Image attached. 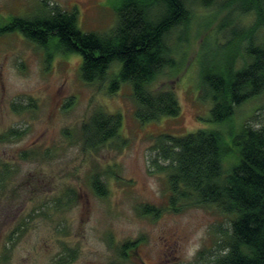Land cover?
<instances>
[{
    "label": "rangeland",
    "instance_id": "rangeland-1",
    "mask_svg": "<svg viewBox=\"0 0 264 264\" xmlns=\"http://www.w3.org/2000/svg\"><path fill=\"white\" fill-rule=\"evenodd\" d=\"M222 2L196 6L187 35L182 30L172 35L177 65L151 87L174 90L182 112L146 124L136 118L129 85L110 92L117 64L107 80L88 84L81 55L61 53L53 42L44 48L19 32L0 35V135L21 132L0 142V174H6L0 189V264H117V247L139 238L144 241L137 257L121 264H209L219 254L217 235L229 227L227 217L214 208L168 211V175L154 166L151 148L164 133L218 130L231 141L245 124L264 123V94L237 107L225 123L211 121L213 104L202 96L203 64L214 62L211 55L229 34L222 24L231 10ZM118 3L0 0V22L40 18L58 7L76 10L83 32L107 34L117 26ZM237 19L234 26L248 27L255 16ZM19 104L26 107L16 110ZM99 111L122 115L119 137L84 150L82 127ZM96 174L109 190L106 197L92 188ZM145 205L164 211L156 219L146 217Z\"/></svg>",
    "mask_w": 264,
    "mask_h": 264
},
{
    "label": "trees",
    "instance_id": "trees-1",
    "mask_svg": "<svg viewBox=\"0 0 264 264\" xmlns=\"http://www.w3.org/2000/svg\"><path fill=\"white\" fill-rule=\"evenodd\" d=\"M118 1V23L107 34L83 32L76 10L54 7L40 18L0 22V35L19 32L44 48L53 42L61 53L81 55V76L88 84L107 80L117 64L110 92L129 85L137 105L136 118L142 124L179 117L182 108L177 93L153 90L151 85L177 65L171 45L174 32L182 30L181 36L187 35L195 7L215 0ZM222 5L231 10L222 24L229 34L211 55L214 62L203 64L200 84L202 96L213 104L214 123L231 121L237 107L264 94V0H223ZM249 14L255 16L252 25L234 26L237 18ZM25 107L15 105L16 110ZM122 125V115L96 112L82 127L84 150H98L118 138ZM20 136L21 132L12 130L0 135V142ZM151 149L156 153L154 166L168 175V211L214 208L227 217L229 227L217 235L219 254L209 264H264V123L257 128L245 124L231 141L218 130L203 129L185 136L164 133ZM5 175L0 174V189ZM91 180L94 192L106 197L109 190L102 178L96 174ZM163 211L145 205L141 213L156 219ZM142 241L120 244L117 261H132ZM204 253L205 249L199 256Z\"/></svg>",
    "mask_w": 264,
    "mask_h": 264
}]
</instances>
